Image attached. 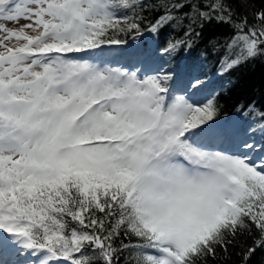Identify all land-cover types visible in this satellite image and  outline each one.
I'll list each match as a JSON object with an SVG mask.
<instances>
[{
    "label": "snow or ice",
    "instance_id": "1",
    "mask_svg": "<svg viewBox=\"0 0 264 264\" xmlns=\"http://www.w3.org/2000/svg\"><path fill=\"white\" fill-rule=\"evenodd\" d=\"M259 2L0 0V21H26L0 23V264H207L244 234L242 264L264 249L256 128L197 100L187 62L148 67L222 26L219 75L264 56ZM165 28L162 49L122 38Z\"/></svg>",
    "mask_w": 264,
    "mask_h": 264
},
{
    "label": "trees",
    "instance_id": "2",
    "mask_svg": "<svg viewBox=\"0 0 264 264\" xmlns=\"http://www.w3.org/2000/svg\"><path fill=\"white\" fill-rule=\"evenodd\" d=\"M256 7H260L259 0H256ZM240 10L243 11V9ZM229 34L230 29L227 26L206 29L200 42L190 51L185 52L182 48L174 57L162 55L159 59L149 61L148 65L155 68L163 66L168 70L177 69L179 71L184 69L186 62L190 64L192 69L200 74L201 79L208 82V87L198 94L196 99L201 100L209 92H213L220 106L218 118L222 121L235 122L244 128L251 123L252 127L256 128L257 142L264 143V137L253 122L254 114L249 112L250 105H253L257 111H264V56L250 60L222 76L219 75L218 58L210 54L208 41L213 38L223 41L224 37ZM171 35L176 34L165 28L158 37L145 32L142 37L136 39H133V34L122 38L128 40L132 49L138 47L162 49ZM256 238V235L238 236L228 246L227 253L218 250L216 259L209 258L207 264H242L245 250L252 246ZM121 264H124L123 258H121ZM249 264H264V249H258L251 257Z\"/></svg>",
    "mask_w": 264,
    "mask_h": 264
},
{
    "label": "rangeland",
    "instance_id": "3",
    "mask_svg": "<svg viewBox=\"0 0 264 264\" xmlns=\"http://www.w3.org/2000/svg\"><path fill=\"white\" fill-rule=\"evenodd\" d=\"M0 23H3L6 27L10 28V29H14V28H18L21 25H23L24 23H26V21L24 20H20L18 22H7V21H0ZM155 68V67H153ZM200 100V99H197ZM6 235V234H5Z\"/></svg>",
    "mask_w": 264,
    "mask_h": 264
}]
</instances>
